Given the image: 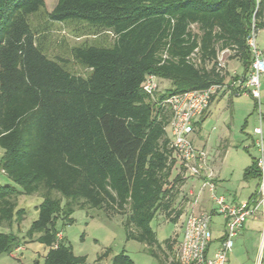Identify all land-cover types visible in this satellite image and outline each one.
<instances>
[{"label": "trees", "instance_id": "16d2710c", "mask_svg": "<svg viewBox=\"0 0 264 264\" xmlns=\"http://www.w3.org/2000/svg\"><path fill=\"white\" fill-rule=\"evenodd\" d=\"M43 12L46 25L36 28L32 17ZM50 22L93 40L73 45L70 58L51 56ZM253 27H264V0H58L50 10L46 0H0V172L14 183H0V226L20 227L27 213L20 196L43 197L22 236L0 232V255L37 241L49 248L44 264H84L59 238L57 222L94 207L123 215L127 237L162 264L165 247L170 263L180 264L181 240L161 244L152 221L158 214L169 220L191 175L171 145L170 110L158 102L214 84L231 87L236 77L217 68L224 50L245 65V76ZM149 73L170 82L156 98L142 88ZM250 175L261 178L256 159ZM182 214L177 209L172 222ZM112 264L134 260L122 251Z\"/></svg>", "mask_w": 264, "mask_h": 264}, {"label": "rangeland", "instance_id": "374dc122", "mask_svg": "<svg viewBox=\"0 0 264 264\" xmlns=\"http://www.w3.org/2000/svg\"><path fill=\"white\" fill-rule=\"evenodd\" d=\"M58 0H46V10L52 9ZM45 13L32 17V24L36 28L46 25ZM45 45L51 56L63 55L70 58V48L84 40H93L92 36L83 35L72 25L59 22L48 23ZM257 44L264 57V27L257 31ZM72 61V60H71ZM73 68L82 71L76 63ZM227 69L234 75L243 76L246 72L245 65L237 58L228 60ZM160 90L170 86V82L163 77H156ZM262 97L261 111L257 100L250 95H234L231 101L229 96L217 98L211 106L210 116L204 120L201 127L195 130L192 139L195 144L201 146L206 143L205 150L211 154V159L216 162L215 170L222 171V183L237 188L241 179L246 175V169L252 163V156L259 157L260 151L254 141L258 139L255 127L260 126L259 114L263 113L262 128L264 131V74L261 76ZM170 133V127L168 126ZM264 134V133H263ZM4 149L0 147V160ZM215 163V162H214ZM254 184V190L259 179H249ZM0 183L14 184L5 174L0 172ZM253 190V191H254ZM43 197L34 195H22L19 197V207L27 211L25 219L20 227L15 223L12 227L0 226V232H14L22 236L38 217V205ZM186 201L182 190L179 189L174 203L175 209L170 216L158 214L152 221V226L161 244L169 238H183L182 221L172 222L177 209L181 208ZM124 216L115 214L109 217L103 210L94 207L77 208L72 214V221L64 223L62 219L57 222V228L63 235V241L71 245L76 255L85 256L84 264H112L116 254L125 251L133 260L134 264H162L161 261L151 254L147 245L135 239H129L123 224ZM171 220V221H170ZM249 220L247 221V223ZM224 223L221 215L215 216L212 223L213 242L211 252L218 246L217 238L220 236ZM263 227L246 228L238 237L234 238V247L230 252L228 264H264ZM165 253L160 256L165 264H171L172 253L165 247ZM49 248L40 242L33 241L24 243L12 253L0 255V264H44ZM261 254V255H260Z\"/></svg>", "mask_w": 264, "mask_h": 264}, {"label": "built area", "instance_id": "2783aa9c", "mask_svg": "<svg viewBox=\"0 0 264 264\" xmlns=\"http://www.w3.org/2000/svg\"><path fill=\"white\" fill-rule=\"evenodd\" d=\"M253 60L249 72L243 76L234 78L231 87L237 95H250L257 100L261 111V76L264 74L263 52L257 44V31L252 28L247 40ZM229 50L219 53L217 68L223 72L227 69ZM195 61L196 53L192 56ZM233 77L236 75L232 74ZM156 75L149 73L143 82V91L156 98L159 90V82ZM224 85L214 84L209 88L189 90L183 93L173 94L158 102L170 110L169 122L171 145L179 153L185 162L188 173L202 178L199 194L194 200L197 203L200 194L209 190L213 202V210L191 211L185 216L183 238L177 253L180 264H228V256L234 247V238L250 218H264V137L263 114L260 112V126L255 127L258 139L255 144L260 151L257 165L261 172L259 197L239 203L229 202L224 195L217 192L216 174L209 162V154L205 149L196 147L192 134L195 131V122L207 111L214 94L224 88ZM221 215L224 219V231L219 240V246L211 253L213 242L212 223L215 216ZM62 233L59 238H62Z\"/></svg>", "mask_w": 264, "mask_h": 264}, {"label": "crops", "instance_id": "0c3cea01", "mask_svg": "<svg viewBox=\"0 0 264 264\" xmlns=\"http://www.w3.org/2000/svg\"><path fill=\"white\" fill-rule=\"evenodd\" d=\"M243 76L237 75L236 78L243 77ZM261 88H262V85H261ZM234 95H237V94L234 93V88L233 87H228V86L225 85L224 88L218 90L214 94V96L212 97L210 106L207 109L206 113L202 117H200L198 119V121L202 120V118H203V121H204L210 116V114H211V106L217 100V98H224L226 96H229V98L231 100L232 99L231 97L234 96ZM261 97H262V93H261ZM200 127H201V125H200ZM200 127L198 126L195 130H198ZM263 133H264V131H263ZM192 136H193V134H192ZM263 137H264V134H263ZM253 142H254V145H256L255 144L256 141L253 140ZM195 145H196V147H198L200 149H205L206 148V143L202 144L201 146H198L197 144H195ZM208 154H209L210 165H211L212 169L215 171V174H216L217 192L219 194H221V195H224L229 202L239 203V202H242V201L250 200V198L258 190V186H259V183H260V178L255 176V175H250L248 177L245 176L244 179H241V181L239 182L237 188L229 185V183H227V185H226V183H222L221 182V180L224 179V177H222V171L221 172H217L218 170H215V169H217L216 168L217 167L216 166L217 165L216 164L217 160L213 161L211 159V154L210 153H208ZM257 158L258 157L252 156V163L249 166H251L253 164V161L255 159L257 160ZM255 178L259 179V183H258L257 187L254 190V188H253L254 184L251 181H249V179H255ZM201 185H202V178L199 177V176H192L191 175V176H188V178L186 179L184 185L181 187L182 195H183V197H186V201L183 203V205L181 207V208H183V214L181 215V217L179 219V221H182V224H183L185 216H186V214L188 212H191V211H196V212L207 211V212H211L213 210L214 206H213V202H212V199H211V193L209 192V190L203 191L200 194V196H199L198 202L194 203V200L197 197V195L199 194V191L201 189ZM260 224H262L263 234H264V218L260 216L258 218H250L249 222L248 223L246 222L244 224L242 229L237 233L236 237L239 236V234L242 232L243 229L246 228V226H247V228H251L253 230V229L257 228ZM222 226H223L222 232H221L220 236L217 238L218 246H219L220 237L222 236L223 231H224V223L222 224ZM263 242H264V238H263ZM216 248H214V250ZM210 252H211V248H210ZM262 254L264 255V250L262 251ZM229 256H230V253H229ZM229 256H228V263L230 262Z\"/></svg>", "mask_w": 264, "mask_h": 264}]
</instances>
